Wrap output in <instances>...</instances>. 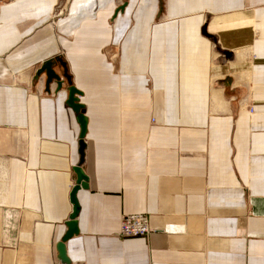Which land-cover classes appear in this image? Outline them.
Masks as SVG:
<instances>
[{
  "label": "crops",
  "instance_id": "0c3cea01",
  "mask_svg": "<svg viewBox=\"0 0 264 264\" xmlns=\"http://www.w3.org/2000/svg\"><path fill=\"white\" fill-rule=\"evenodd\" d=\"M69 85V264H264V0H0V264H63Z\"/></svg>",
  "mask_w": 264,
  "mask_h": 264
},
{
  "label": "water",
  "instance_id": "95a60500",
  "mask_svg": "<svg viewBox=\"0 0 264 264\" xmlns=\"http://www.w3.org/2000/svg\"><path fill=\"white\" fill-rule=\"evenodd\" d=\"M122 8L123 6H119L117 10L114 12V14L118 10H122ZM53 61L60 62L61 60L60 58H57V57L45 60L41 64V66L36 70L35 77L37 78L40 75V73L44 72L46 76V81H45L46 88H48V85L52 80H55L56 85H57V90H58L60 87V81H59V77L56 74H54V72L51 69V65ZM60 63L62 64V62ZM66 78L68 79L67 76ZM80 95H81V92L77 90L74 86L69 85L67 87V98H66L65 103L76 114V121L79 126V134H78V150H77L78 151V162L76 166L72 168V171L74 172L76 176V180L69 194V200L72 205V210L68 217V221L65 223L66 232L64 233L60 241L57 242L55 245L57 259L63 264H69V260L65 253L64 243L66 242L67 239H69L72 235H74L77 232L75 218L78 213L79 206L76 200V192L79 190V188H83V189L86 188V181H87V178L83 174L82 169H81V164H82L83 156H84V148H85L84 136L86 132V118L83 115V105L79 102V99H78Z\"/></svg>",
  "mask_w": 264,
  "mask_h": 264
},
{
  "label": "built area",
  "instance_id": "2783aa9c",
  "mask_svg": "<svg viewBox=\"0 0 264 264\" xmlns=\"http://www.w3.org/2000/svg\"><path fill=\"white\" fill-rule=\"evenodd\" d=\"M55 13L59 15L57 18H60L64 11L59 10L58 12H54L53 15L56 19L55 16L57 15ZM248 110L251 112L250 108ZM151 231L148 223V216L144 213H133L125 214L120 217L116 235L119 238L143 237L148 235Z\"/></svg>",
  "mask_w": 264,
  "mask_h": 264
},
{
  "label": "bare ground",
  "instance_id": "6f19581e",
  "mask_svg": "<svg viewBox=\"0 0 264 264\" xmlns=\"http://www.w3.org/2000/svg\"><path fill=\"white\" fill-rule=\"evenodd\" d=\"M21 80H22V78H21ZM21 82L23 83V82H25V81H21Z\"/></svg>",
  "mask_w": 264,
  "mask_h": 264
},
{
  "label": "rangeland",
  "instance_id": "374dc122",
  "mask_svg": "<svg viewBox=\"0 0 264 264\" xmlns=\"http://www.w3.org/2000/svg\"><path fill=\"white\" fill-rule=\"evenodd\" d=\"M214 47V46H213ZM0 169H1V167H0Z\"/></svg>",
  "mask_w": 264,
  "mask_h": 264
}]
</instances>
